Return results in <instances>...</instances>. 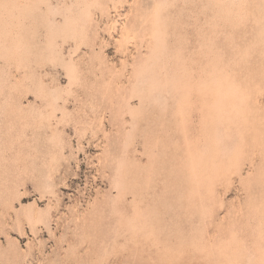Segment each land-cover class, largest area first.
<instances>
[{
  "label": "rangeland",
  "instance_id": "1",
  "mask_svg": "<svg viewBox=\"0 0 264 264\" xmlns=\"http://www.w3.org/2000/svg\"><path fill=\"white\" fill-rule=\"evenodd\" d=\"M0 264H264V0H0Z\"/></svg>",
  "mask_w": 264,
  "mask_h": 264
}]
</instances>
